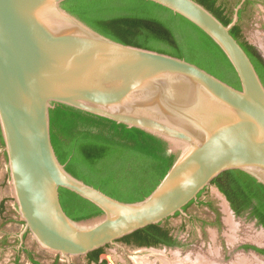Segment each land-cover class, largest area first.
Here are the masks:
<instances>
[{
    "label": "water",
    "instance_id": "95a60500",
    "mask_svg": "<svg viewBox=\"0 0 264 264\" xmlns=\"http://www.w3.org/2000/svg\"><path fill=\"white\" fill-rule=\"evenodd\" d=\"M67 0H0V134L21 221L44 251L67 264L177 214L221 174L264 186V84L231 30L195 0H146L184 17L225 54L241 89L169 54L125 45L63 8ZM67 106L162 140L175 157L155 190L117 200L67 171L51 139V110ZM102 214L73 220L60 189ZM254 252V251H253ZM257 254V253H256Z\"/></svg>",
    "mask_w": 264,
    "mask_h": 264
},
{
    "label": "trees",
    "instance_id": "16d2710c",
    "mask_svg": "<svg viewBox=\"0 0 264 264\" xmlns=\"http://www.w3.org/2000/svg\"><path fill=\"white\" fill-rule=\"evenodd\" d=\"M195 1L224 25L232 22L233 12L226 2ZM62 6L114 41L184 59L241 89L234 68L215 42L197 26L167 8L146 0H67ZM231 34L251 58L264 84L263 59L253 46L242 41L239 25L231 30ZM50 116L52 143L67 171L117 200H143L155 190L174 162L175 157L168 154L166 143L136 128L130 129L63 105L51 110ZM0 139L4 147L1 134ZM211 185L225 195L238 217L248 215L264 227V186L255 178L242 171L231 170L221 174ZM60 200L64 211L73 220L103 213L91 202L66 189H60ZM201 205L213 208L211 203L203 202ZM119 242L135 248L181 246L172 235L168 220L138 230ZM108 247L88 254V263L114 264L107 253ZM243 248L253 249L264 256V249L250 245ZM28 255L32 264H40L32 252Z\"/></svg>",
    "mask_w": 264,
    "mask_h": 264
},
{
    "label": "rangeland",
    "instance_id": "374dc122",
    "mask_svg": "<svg viewBox=\"0 0 264 264\" xmlns=\"http://www.w3.org/2000/svg\"><path fill=\"white\" fill-rule=\"evenodd\" d=\"M222 1L231 9H235L240 3V0ZM240 24L244 38L264 57V0H256L249 6ZM200 200L211 202L215 209H218L220 226L215 224L216 215L209 207L193 203L186 210L187 217L179 215L168 220V227L172 235L181 243L180 247L135 248L119 242L120 247L107 248L112 262L139 264V260L147 261L148 264H163V260L156 254L161 253L165 259L178 264H196L198 260L210 264H239L240 261H244L240 262L243 264H264V256L243 249L246 245L264 249V227L256 225L254 219L249 218L248 215L236 216L225 197L213 185L205 189ZM1 201L6 202L4 205L6 212L4 217H0V264H32L28 252H32L41 264H67L55 254L42 250L30 234H27L21 242L19 234L24 224L11 195L7 158L0 139ZM72 264L89 263L85 256H81L74 257Z\"/></svg>",
    "mask_w": 264,
    "mask_h": 264
},
{
    "label": "flooded vegetation",
    "instance_id": "af4514ba",
    "mask_svg": "<svg viewBox=\"0 0 264 264\" xmlns=\"http://www.w3.org/2000/svg\"><path fill=\"white\" fill-rule=\"evenodd\" d=\"M220 2H223L222 0H220ZM240 2H241V0H240ZM256 2V0H247L244 4H243V6H242V8L240 9V11H239V17H240V21H239V23L237 24V25H239L240 27H241V20H242V18L244 17V15L248 12V8H249V6H251V5H253L254 3ZM229 9L233 12L234 11V8L233 9H231V7L229 6ZM232 15H234V12H233V14ZM232 18H233V16H232ZM241 34H242V41H245V42H247L249 45H251V46H253L254 48H255V50L257 51V53L259 54V56L263 59V62H264V57L261 55V53L258 51V49L252 44V43H250L248 40H246L245 38H244V35H243V29H242V27H241ZM216 189L219 191V189L216 187ZM220 192V191H219ZM221 193V192H220ZM222 194V193H221ZM223 195V194H222ZM224 197H225V195H223ZM225 199H226V201L228 202V200H227V198L225 197ZM204 201H202V200H200V197H199V199H198V201L197 202H195V203H197L198 205H201L202 203H203ZM206 203H211V202H207V201H205ZM6 204V202H4V201H1L0 202V217H4V215H5V212H6V207L4 206ZM228 204H229V207L231 208V205H230V203L228 202ZM211 205H212V207L213 208H211V207H209V206H207V207H209L213 212H214V214L216 215V225L217 226H220L221 224V219H220V212L218 211V209L216 210L215 209V207L213 206V204L211 203ZM232 209V208H231ZM233 211V210H232ZM234 212V211H233ZM235 213V212H234ZM236 215V214H235ZM237 216V215H236ZM7 220V219H6ZM254 221L256 222V225H258V226H261L260 224H259V221L257 220V219H254ZM204 225V224H203ZM246 246H248V245H246ZM250 246H253V247H256V246H254V245H250ZM244 247V246H243ZM142 248H146V247H142ZM168 248V247H167ZM256 248H258V247H256ZM244 249V248H243ZM245 250V249H244ZM247 251H249V250H247ZM250 251H254L255 253H257L255 250H250ZM257 254H259V253H257ZM260 255V254H259Z\"/></svg>",
    "mask_w": 264,
    "mask_h": 264
},
{
    "label": "bare ground",
    "instance_id": "6f19581e",
    "mask_svg": "<svg viewBox=\"0 0 264 264\" xmlns=\"http://www.w3.org/2000/svg\"><path fill=\"white\" fill-rule=\"evenodd\" d=\"M151 253V252H150ZM153 253V252H152ZM157 254V256L160 258V259H162L163 260V264H178V263H174V262H172V261H169V260H167V259H165L164 257H162L161 256V253H160V255H159V253H156ZM156 254H155V256H156ZM151 255V254H150ZM156 256V257H157ZM157 257V258H158ZM167 258V257H166ZM144 259V258H143ZM140 260H142V259H140ZM161 261V260H160ZM240 262H244V261H240ZM239 262V264H243V263H240ZM138 263L139 264H148L147 263V261L145 262V261H139L138 260ZM150 264V263H149ZM196 264H210V263H207V261H204V260H198V262L196 263Z\"/></svg>",
    "mask_w": 264,
    "mask_h": 264
},
{
    "label": "crops",
    "instance_id": "0c3cea01",
    "mask_svg": "<svg viewBox=\"0 0 264 264\" xmlns=\"http://www.w3.org/2000/svg\"><path fill=\"white\" fill-rule=\"evenodd\" d=\"M29 253V252H28ZM29 257V256H28ZM30 260V259H29ZM35 260H36V258H35ZM37 261V260H36ZM31 262V261H30ZM39 262V261H38ZM18 263V262H17ZM32 263V262H31ZM40 263V262H39ZM41 264V263H40Z\"/></svg>",
    "mask_w": 264,
    "mask_h": 264
}]
</instances>
